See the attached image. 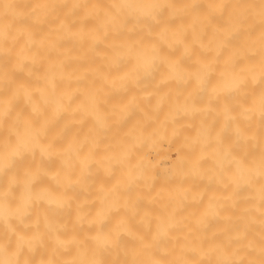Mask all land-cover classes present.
Segmentation results:
<instances>
[{
  "label": "bare ground",
  "instance_id": "1",
  "mask_svg": "<svg viewBox=\"0 0 264 264\" xmlns=\"http://www.w3.org/2000/svg\"><path fill=\"white\" fill-rule=\"evenodd\" d=\"M0 264H264V0H0Z\"/></svg>",
  "mask_w": 264,
  "mask_h": 264
}]
</instances>
